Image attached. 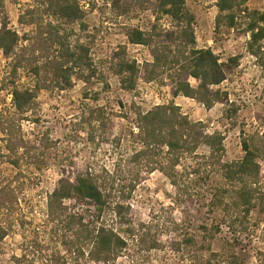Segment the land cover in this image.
Masks as SVG:
<instances>
[{
    "label": "rangeland",
    "instance_id": "374dc122",
    "mask_svg": "<svg viewBox=\"0 0 264 264\" xmlns=\"http://www.w3.org/2000/svg\"><path fill=\"white\" fill-rule=\"evenodd\" d=\"M43 1L2 0L0 23L5 19L8 27L19 34L30 32V27L22 26L18 19L28 9H43ZM77 3L86 28L81 30L79 22L63 27L71 31L72 43L86 44L107 84L93 80L86 85L73 80L65 90L41 91L32 110L23 117L14 108L11 87L7 84L2 87L0 188L14 189L18 202L14 216L17 221L0 243V264H14V258L21 255L23 246L35 236L48 241L49 225L53 223H45L47 196L62 180L72 182L77 175L89 171H96L104 181L112 182L113 186L107 188L112 195L110 209L124 201L125 214L136 234L145 235L142 246L130 240L113 264L187 263L186 255L193 249L178 253L172 242L183 233L194 234L201 224L211 226L220 222L223 215L220 210L211 211L207 207L206 191L218 180L214 175L207 176L200 166L201 156L209 150L200 145L196 150L198 159L184 155L175 168L178 185H173L155 165L154 158L131 160V154L139 146L130 135L132 131L137 132V113L173 102L182 115L201 123L204 134L220 133L225 150L223 160L237 161L243 156L242 131L249 134L263 129L264 71L247 51L248 34L223 26L219 31L216 29V0H185L194 16L192 28L197 48L212 51L222 64L225 80L209 89L211 97L215 93L219 96L211 108L195 97H173L168 71H158L151 80L145 78L147 72L143 71L145 63H152L155 48L162 49L173 43L163 33L154 36L148 46L132 45L127 39L128 31L134 28L145 32H151L154 24L162 29L171 28L169 17L155 19L157 0H77ZM247 7L263 10L264 0H248ZM122 51L140 67L133 91L123 90L112 71L116 55ZM7 72L8 60L0 51V80ZM189 82L193 88L198 85L194 79ZM18 85H32V81L21 73ZM94 92L98 93L97 100L84 97L85 93ZM89 110L100 114L98 122L92 125L85 119ZM8 126L14 132L10 138L2 131ZM8 145L14 150L9 151ZM259 162V183L264 190V157ZM195 181L200 182V187L192 188ZM124 196H127L125 200ZM64 203L68 212L78 211L89 216V210L80 207L81 204H74L71 199ZM3 213L0 210V217ZM112 213V210L106 211L104 219H112ZM249 222V230L238 231L237 235L223 227L212 242V249L223 255L235 253L246 264H257V261L260 264L256 253L264 248V208L254 209ZM154 242V249H150Z\"/></svg>",
    "mask_w": 264,
    "mask_h": 264
},
{
    "label": "trees",
    "instance_id": "16d2710c",
    "mask_svg": "<svg viewBox=\"0 0 264 264\" xmlns=\"http://www.w3.org/2000/svg\"><path fill=\"white\" fill-rule=\"evenodd\" d=\"M247 2L216 0L218 14L215 27L218 31L223 26L248 34L247 51L264 71V9L251 10ZM42 8L33 7L19 17V24L30 27V32L19 34L8 27L5 19L0 23V51L8 60V72L0 80V91L6 84L11 87L12 102L21 117L32 110L41 91L65 90L73 80L86 85L93 80L107 84L86 44L82 41L72 43L71 31L67 32L63 27L79 22L81 30L86 28L77 0H45ZM165 16L172 23L169 29L154 24L151 32L134 28L127 33L128 42L132 45L148 46L154 36L162 33L173 43L162 49L155 48L152 63L143 65L144 73L147 72L145 78L151 80L166 70L173 84V97H195L206 108H211L219 96L215 93L211 97L209 89L225 80L222 64L209 49L197 48L192 28L194 16L187 9L185 0H157L155 19L159 21ZM116 56L112 71L120 87L125 91L135 90L139 65L128 59L124 51ZM21 73L31 79L32 85H18ZM189 79L198 82L196 88L191 86ZM88 96L97 100L98 93L84 94L85 98ZM86 115V122L90 125L100 119L97 110H89ZM262 126L261 132L248 134L242 131L243 156L237 161L227 162L223 160L222 135L218 132L204 134L201 123L190 121L173 102L137 113V132L132 131L130 135L139 146L131 154V160L151 161L154 158L158 169L177 186L175 168L181 158L194 155L198 159L196 150L205 145L209 153L201 156L200 166L207 176L218 178L206 191L209 198L207 207L211 211L220 210L223 214L221 221L211 226L201 224L194 234L183 233L172 242L178 253L193 249L187 253L188 261L184 264H246L235 253L223 255L214 251L212 242L223 227L233 235L238 231H248L250 213L257 207L260 210L264 208V190L259 183V161L264 157V120ZM3 130L9 138L14 134L10 126ZM8 150L13 151L14 147L8 145ZM12 164L17 165V162L12 161ZM104 179L96 171H89L77 175L72 182L62 180L47 196L45 223H53L49 225L48 241L35 236L23 246L21 255L14 258V264H113L126 250L130 240L142 246L146 242L145 235L136 234L125 214L124 201L117 202L114 209H110L112 195L107 188L113 185ZM195 182L192 188L200 187V182ZM126 198L123 197L124 200ZM70 199L89 210V216L78 211L68 212L64 201ZM17 202L14 189L10 186L0 188V210L4 211L0 217V243L17 221L14 218ZM108 210L113 212L109 221L104 219ZM20 224L25 225L24 221ZM150 246L154 249L155 242ZM256 256L260 264L263 263L264 248L257 251Z\"/></svg>",
    "mask_w": 264,
    "mask_h": 264
}]
</instances>
